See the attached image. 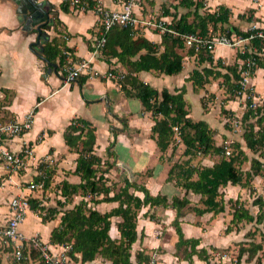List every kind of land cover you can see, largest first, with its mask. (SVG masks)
Segmentation results:
<instances>
[{"label":"trees","instance_id":"trees-1","mask_svg":"<svg viewBox=\"0 0 264 264\" xmlns=\"http://www.w3.org/2000/svg\"><path fill=\"white\" fill-rule=\"evenodd\" d=\"M86 9H91L94 0H87ZM63 8L69 6L68 0H62ZM179 5L188 9L187 12L177 15L166 27L181 34L197 33L207 35L211 31H219L230 37L235 33L242 38H250L249 42L256 51H245L238 53V56L246 60L252 58L255 61L254 67L250 69L252 77L257 67H264V58L258 53L264 49V38L255 34L261 29H248L241 31L239 28L229 23L231 16L230 8L219 5L215 10L204 8L203 0H180ZM203 10L201 12L200 10ZM251 13V11H249ZM164 16L170 15L168 9L164 10ZM172 15V14H171ZM240 17H245L240 15ZM161 19V18H160ZM251 16L248 17V20ZM56 22L54 27H56ZM160 44L150 42L142 35L139 29L131 26H116L112 28L107 37L105 50H110L117 57L118 61L124 64L128 73L120 81L121 90L126 97L137 98L145 112H149L154 121L151 127L150 137L155 141L159 151L162 153L160 159L171 150L167 156L172 161L175 156L177 141L184 145L181 157L171 164L167 173V181H175L176 185L184 190L180 196H172L169 200L166 195L150 194L145 185L138 184L128 178L123 179V185L115 191L113 184H108L105 176L111 168L116 165V154L113 150L116 137L120 131L128 129L125 118L113 115L120 121L122 127L110 126L113 139L106 148L107 158L102 159L95 153V130L96 128L86 119L81 117L73 118L65 128L63 138L69 151L78 154L73 174L80 177L78 184H73L67 180L52 185L54 168L41 162L38 169L45 175V186L43 191L49 188L59 191L62 200H58L56 206H46L41 204V199L28 197L30 209L38 214L43 223L53 220L60 212L59 225L51 231V244L71 245L70 255L74 261L82 264H101L95 262L101 257L111 264H150L148 249L142 247L134 253L135 262L132 261V248L137 240H142L144 233H138V214L144 207L152 208L162 206L172 208L176 215L172 221V226L178 236L175 243L176 256L182 254V258L193 264L192 256L197 255L199 259L209 263V253L205 248H198L199 238H186L181 228V218L185 216V209H191L196 216L211 214V217L224 213L230 216L229 224L225 233H229L233 228L242 222L262 224L264 226V200L257 197L253 204L257 206L256 214L237 200H223L221 188L228 184L246 187L251 180L258 175L264 174V164L257 158L251 160L250 168L243 170L240 166L248 161L247 154L240 143L229 142L231 154L225 155L224 144H216L213 129L206 121H194L188 114V104L184 98L185 88L169 92L163 88L160 91L151 85L140 80L136 75L139 71H156L160 74L175 75L182 71L183 56L178 51L185 47V43L180 36H174L169 32H163ZM254 34V35H253ZM253 35V37H251ZM162 47L163 50H160ZM104 50V51H105ZM68 48L60 49L57 40L52 39L44 45L42 56L50 62L58 60V69L66 63ZM144 51V52H142ZM191 54L196 53L201 56L206 55L210 62L209 67L193 70L189 79L194 88H203L211 78L222 77V85L225 88L226 96L221 100V113L227 117L235 116L234 112L224 108V104L243 93L247 94L245 99V109L242 113L240 124L244 126L243 140L246 148L253 152L261 151L264 154V100L260 106H253V94L250 89L244 90L241 85L242 70L246 69L245 63L240 68L238 66L224 65L220 60L212 65V57L206 48L195 51L190 48ZM225 69L221 72L220 69ZM64 76V73L62 74ZM76 82L81 86L85 82V76L80 75ZM213 93L203 96L201 104L204 112L208 111L210 101L215 100ZM177 127V130H174ZM212 155L220 156L219 161L212 166H194L191 161L197 157H207ZM183 156V157H182ZM105 165V168L103 166ZM42 167V168H41ZM52 168V169H51ZM51 186V187H50ZM137 192L142 193V196ZM199 195L198 204L193 205L188 198V194ZM79 195L80 200L71 208L61 210L67 204H72L74 197ZM102 202H117L118 205L104 213L98 211L95 206ZM148 210L144 213L147 216ZM119 217L117 230L119 238H112L109 235L111 218ZM153 219V217L150 215ZM262 249L261 243L252 242L249 246L240 244L236 263L240 264L243 256L245 260H252L257 252ZM32 256L43 264L39 259V254L35 250ZM259 263V257H256ZM13 264H16L13 259Z\"/></svg>","mask_w":264,"mask_h":264},{"label":"crops","instance_id":"crops-1","mask_svg":"<svg viewBox=\"0 0 264 264\" xmlns=\"http://www.w3.org/2000/svg\"><path fill=\"white\" fill-rule=\"evenodd\" d=\"M38 1L45 2L43 9L53 21L51 25L46 23L43 26V29L50 36L49 42L54 39L57 40L60 49L68 48L70 54L68 59L73 63L90 59L92 43L96 34L97 16L95 12L90 9H77L70 5L63 8L62 0ZM99 1L109 9H119L120 7L118 0ZM170 1L137 0L134 12L141 18H145L147 13L156 12L159 9H163L164 13V8H169ZM179 2L180 0L173 2L174 12H170V15L167 16L161 14L160 18L169 23L173 16L177 15L178 18L181 14L187 12L188 9L179 5ZM203 2L204 8L209 10H215L219 5L230 8L232 13L229 23L241 31L250 29L254 24L257 28L264 31V0H203ZM171 11L173 10L171 9ZM200 11L203 12L202 9ZM240 15L245 17H240ZM249 16H251L250 20H248ZM55 22L57 24L56 27H54ZM24 23V19L18 12L17 5L12 0H0V121L22 120L26 114L33 112V123L29 130L18 136L0 140V220L4 221L8 217V201L17 195L26 196L27 198L29 196L37 197L41 199V204L52 207L42 200L41 195H36V192H43V190L30 191L27 188L28 181L32 178L38 179L36 173L39 170V165H36L37 162L46 163L49 166L57 162L58 169H56V173L53 176L52 185L64 179L73 184L80 182V177L72 173L78 154L74 151H69L63 138L65 128L76 117L86 119L96 128L95 153L103 158L105 157L104 159L107 158L105 156L106 148L113 139L110 126L122 127L120 121L114 118L113 115L124 117L128 124V129L118 133L115 146L113 147L116 154V164L119 167L118 169L116 167L112 168L116 175L114 181H119L120 178L131 180L129 177L133 175L134 180L138 184L145 185L152 195H166L169 200L172 196L181 197L184 194V190L177 186L175 181H167L166 178L171 164L181 157L184 145L180 142L178 145L180 154L178 156L175 155L172 161L167 159L171 150H168L163 159H160L162 153L159 151L155 141L150 137L154 121L150 113L144 111L141 102L137 98L126 97L121 90L120 82L82 75L85 76V82L81 86L76 81L65 83L64 76H62L63 73L65 75V63L58 69V60L52 62L56 64V72L51 70L48 73L49 64L29 48L31 42L35 40V31L32 27H25ZM137 28L139 29V35H142L150 42L161 43L162 34L158 30L143 28L142 26ZM239 37L241 36L233 33L229 38L237 39ZM242 44L248 45V50L245 51H256L251 47L249 40ZM239 49L241 48L237 46L218 45L209 53L213 60L212 65H215L220 60L224 65L232 66L236 64L240 68L244 63V59L238 56V53H242ZM104 50L101 55L91 61L95 69L105 72L108 69L115 68L128 73L127 67L118 61L110 50ZM160 50H163L162 47ZM178 51L183 56V68L178 74L165 75L153 70L139 71L132 74L159 91L166 88L173 93L177 89L185 88L184 98L188 104V116L194 121L204 120L210 125L207 118V115L211 112L210 104L208 105V111L204 112L201 99L210 93L215 94L216 98L225 97L227 94L222 85L223 79L222 77H210V81L203 88H194L192 81L189 79L191 73L193 70L201 71L202 68L209 67L210 62L206 59V55L202 56L203 59H201L199 54H191L189 52L190 48L186 46ZM258 54L264 58V49ZM220 71L225 72V69L222 68ZM261 76L264 82V67H257L250 78L249 84L253 87L256 97L264 100V93L261 94L256 89V83ZM243 95L245 94L243 93ZM241 96L227 101L224 104V108L233 111L237 115L236 111H241L243 107L245 109V98ZM221 100L222 98L220 102ZM192 104L195 107L198 104L200 106V109L198 108L196 111L195 117L191 114ZM241 113L243 112L241 111ZM225 142L227 141H223L220 144ZM27 145L33 149V157L29 164L33 163L35 169L32 170L28 167L26 170H12L7 168L1 149L10 152H20ZM213 164H204V166H212ZM119 165H124L126 169ZM62 169L70 170V172L64 174ZM148 169H150L149 174L147 176L143 175ZM56 191L51 192L55 194ZM190 196L196 197L197 200L199 199V195L189 193L188 198L191 200ZM76 197H74L71 205L68 204L67 208H71L77 203L75 201ZM100 204L101 208L98 206ZM117 205V202H102L97 204L95 208L104 213ZM156 208L163 210L160 212L162 216L160 221H155L148 216L147 220L140 226V230H138L139 223L137 222L138 233L141 231L144 233L143 239L137 240L139 249L142 247H146L148 250L151 249L150 247L152 246L147 245L143 241L148 238L149 232L147 229L151 231L154 226L160 225L167 219L171 228V232L168 231L172 238L173 247L178 239L172 226V221L176 215L175 210L162 206H156ZM61 215L62 212L53 220L43 223L41 218L30 209L20 225V229L26 236H38L43 242L56 245L50 243V236L53 228L59 225ZM209 215L211 218V214ZM143 216L146 215L143 214ZM112 218H117V222L120 221L119 217ZM112 218L109 235L112 238H119L117 222L114 223ZM221 218L222 222L230 220L227 212L226 217L222 215ZM181 228L186 238L200 239L198 248H208L202 243L203 231L199 225H196V222L183 216L181 218ZM113 229L115 231L114 234H112ZM98 258H96L95 262H97ZM169 258L179 261V257L173 254ZM199 261L206 264V261L199 259L197 255L192 256L193 264H200ZM106 262L110 263L109 261ZM167 263L168 260L166 259L161 264ZM0 264H13L12 243L3 238H0ZM74 264L82 263L74 261Z\"/></svg>","mask_w":264,"mask_h":264},{"label":"built area","instance_id":"built-area-1","mask_svg":"<svg viewBox=\"0 0 264 264\" xmlns=\"http://www.w3.org/2000/svg\"><path fill=\"white\" fill-rule=\"evenodd\" d=\"M120 3L119 9H109L99 0H94V5L90 10H93L97 16V22L95 25V37L92 43V51L90 59H84L78 62L70 61L69 52H64L67 57V62L64 65V82L72 83L80 75H89L100 77L105 80H112L120 82L125 72L120 69L111 68L105 72H101L92 66V59L101 55L107 42L109 31L116 26H131L143 28L156 29L159 32H169L174 36H180L185 46L188 48H194L195 51L201 48H206L209 52H212L218 45L227 47H240L246 40L250 38L239 37L237 39L229 38L225 35L213 34L210 30L209 34L201 35L197 33L181 34L175 30L169 29L165 25V21L162 19L153 20L138 17L134 12V6L137 0H118ZM87 0H68L71 7L77 9H86ZM250 29H257L254 24ZM257 36L264 38V33L257 31ZM254 35V34H253ZM253 35L251 37H253ZM241 52H245L241 50ZM246 69L242 70L241 85L244 90L248 89L250 81V69L254 67L255 61L252 58L244 60ZM245 94V93H244ZM253 106L256 104L253 102ZM33 123V112H29L22 120L12 121H0V140L12 138L18 136L27 130H29ZM234 126L240 125L239 119L232 121ZM177 130V127H174ZM224 152L226 156L231 154L229 142L224 143ZM1 154L6 162V167L12 170H26L29 166V162L33 157V149L31 146H25L20 152H10L5 149H1ZM41 162H37L39 165ZM38 179L32 178L28 181L27 188L30 191L43 190L45 186V175L38 171L36 173ZM9 215L4 220H0V238L5 239L12 243V256L16 264H37L38 261L33 258L31 250H35L39 254V259L43 264H74L72 259L71 245L69 243L50 245L43 242L38 236H26L20 229V225L23 223L27 212L30 210V203L26 196L17 195L9 199L8 201Z\"/></svg>","mask_w":264,"mask_h":264},{"label":"rangeland","instance_id":"rangeland-1","mask_svg":"<svg viewBox=\"0 0 264 264\" xmlns=\"http://www.w3.org/2000/svg\"><path fill=\"white\" fill-rule=\"evenodd\" d=\"M176 1L177 0H171L169 8L166 7L164 9H168L170 12H174L175 9H174L173 4ZM171 9L173 11H171ZM161 14H163V9H159L156 12L147 13V16L145 17V19L153 18V20H159L161 17ZM212 32L213 34H216V35L217 34L224 35L222 34V32L219 33V31L217 32L212 31ZM262 32L264 33L263 30ZM238 48H241L239 50L245 51V50H248L247 49L248 45L244 44ZM248 89H250L251 92L255 94V96H253L252 101L256 104V106H260L263 100L256 97V93L254 92L253 87L250 84L248 85ZM256 89L261 94L264 93V82L262 81V76L259 77V80L256 83ZM243 96L246 99L247 94L245 95L242 94L241 97L243 98ZM221 98L217 97L215 98V100L210 101L209 108L211 112L207 115V118L210 122V126L216 130V134H215L216 144L219 145L223 141H228L231 144L233 142L240 143V145L245 150L247 157H248V161L244 162L240 166L243 170H247L250 168L251 160L253 158L259 159L264 164V154H261V151L253 152L249 150L248 148H246L245 142L243 140L244 126H242L241 124L238 126H234V124L232 123V121L235 119H239V120L241 119V116H242L241 111L243 112L244 107L241 111H236L237 115L233 117H227L223 113H221V107H222V104L220 102ZM192 105L193 106L191 108V114L193 115V117H195L196 111L198 110V108L200 109V106L199 104L197 107H195L194 104ZM179 144H180V141H177V147H176V150L174 151L176 156L180 154V151H178ZM105 156L107 157V153ZM207 157L208 158L197 156L191 161V163L194 166H203L204 164L211 165L219 161L220 159V156L218 155H212V156H207ZM104 158L102 157L103 160H105ZM43 165H45V163H43ZM51 166L52 168L55 169L53 172L56 173V169H58L57 162L50 165V167ZM119 166H122L125 168L124 165H119ZM28 167L31 168L32 170L35 169L33 163L29 164ZM114 167H116L117 169L119 168L117 164ZM103 168H105V165L103 166ZM67 172H70V170L62 169V173L66 174ZM149 172H150V169L145 171L143 175L147 176ZM105 176L108 179V184H113V186L115 184V187H114L115 191L118 190V188L123 185V179L121 178L119 181H114L115 180L114 178L116 177V175H115V171L112 168L109 170L108 173L105 174ZM129 178H131V181H135L133 175H131ZM52 180L54 181V179ZM53 186L55 187V185ZM51 191L54 192L55 189H49L47 192L45 190L43 192H36V195H41L43 201L47 202L51 206H56L57 201L59 199L62 200V198L60 197L59 192L56 191L54 194ZM221 192H222L223 200L225 202H227L229 199L232 201L237 200L238 202H241L243 205L249 208V210L253 214H256L258 208L256 205L253 204V201L257 197H261L264 200V174L255 176L251 180L249 185L246 187H241L239 185H236V186L227 185L224 188H221ZM137 194L142 196V193L140 192H137ZM79 197L80 196L77 195V197L75 198L76 202H78L81 199ZM190 197L192 198L191 202L193 203V205L198 204L196 197L194 196H190ZM67 206L68 204L65 207H63L61 210H64L65 208H67ZM98 206H100L101 208V204ZM147 210H148L147 216H143L144 212H146ZM162 211L163 210L157 209L156 207L142 208L138 214V218H139L138 219V223H139L138 230H140V226L143 224V222L147 220V217L150 215L153 217L155 221H160L162 219L160 212ZM226 212L224 214L220 213L210 218L209 214L203 215L202 217H198L194 215V212L190 208L185 209V216L189 220L196 222V225H199V227L202 228V231H203L202 232V243L206 247H208L207 252L209 253V259H208L209 263L211 264H238L236 263V257L238 254L239 245L245 244V246H249L252 242H256V243H261L262 249L257 252L256 256L252 260H245L247 256L245 254L240 264H264V226H262V224L256 225L254 222L253 223L242 222L236 228L234 227L231 232L225 233V229L227 225L229 224V220L222 222L221 217L222 215L226 217ZM112 221L116 223L117 218H112ZM168 221L169 220L167 219L166 221L162 223L159 222L160 225L154 226L153 227L154 229H152L151 231L147 229V231L149 232L148 233L149 235H147L148 237L147 240L145 238L143 241L147 245L152 246L150 247L151 249L147 251V254H149L151 258L150 264H161L166 259L168 260L167 264H186L188 263V260L181 259L183 257L182 254L179 255V261L169 258L171 254L173 255L176 254V249H175V246L173 247L172 238L169 234V231L171 232V228L168 224ZM114 232L115 231L113 229L112 234H114ZM138 249L139 248H138V241H137L135 244H133V248H132V254H133L132 261L133 262H135L134 253ZM257 256L260 259L259 263H257V259H256ZM106 261L107 260L101 259V257H99L97 260V262L101 264H110ZM200 264H204V262L202 263L200 262Z\"/></svg>","mask_w":264,"mask_h":264},{"label":"water","instance_id":"water-1","mask_svg":"<svg viewBox=\"0 0 264 264\" xmlns=\"http://www.w3.org/2000/svg\"><path fill=\"white\" fill-rule=\"evenodd\" d=\"M18 7V12L24 19L25 27H32L35 31V40L31 42L29 48L49 64L47 72H56V64L48 61L42 56L43 45L49 41V34L43 29L44 24H52V19L43 9L45 2L38 0H12ZM47 21V22H46Z\"/></svg>","mask_w":264,"mask_h":264}]
</instances>
